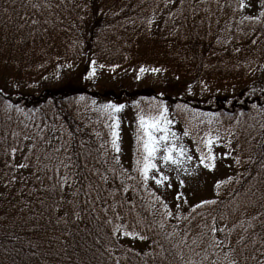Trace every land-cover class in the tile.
<instances>
[{"label":"trees","instance_id":"1","mask_svg":"<svg viewBox=\"0 0 264 264\" xmlns=\"http://www.w3.org/2000/svg\"><path fill=\"white\" fill-rule=\"evenodd\" d=\"M198 1L180 0L177 16L168 18L148 42L133 32V36L114 35L128 23L129 28L141 24L139 19L167 7L169 0H90L87 25L70 19V12L61 5L48 7L42 0H0V264H181L177 253L197 264H224L229 249L209 247L210 234L201 242L200 233L206 230L199 216L190 222L195 214L189 211L182 233L166 220L160 229L163 209L149 195L150 189L119 190L121 180L128 185L135 182L106 171L114 167L112 157L116 154L105 143L110 140L105 116L100 113L95 120L84 121L82 114L101 97L124 101L127 106L137 100L145 111L150 101H163L178 121L188 112H198L216 114L211 117L233 127L236 157L241 160L240 164L234 161L238 176L227 192L214 199L216 205L198 211L207 223L227 226L226 232L241 220L257 217L253 230L264 237V88L255 97L199 102L195 95L189 100L120 87L101 93L68 86L69 82L52 81L41 91L21 87L60 77L63 66L88 65V61L118 69H159L174 79L189 80V89L200 84L232 89L252 82L264 69V20L241 23L237 0H217L220 9L215 12L210 2H206L208 10L194 11L201 7ZM32 145L36 147L30 152ZM19 163L27 164L33 172L29 182L23 177V168L7 166ZM101 175L108 177L107 183ZM64 177L70 187H60ZM89 185L90 196L95 198L99 193L101 197L94 203H86ZM2 187L8 192L2 193ZM110 192H116L117 201L124 198L135 203L132 215L141 219L139 231L147 237L136 240L146 245V251L124 250L111 236L100 210L113 202ZM128 207L126 204L121 210L125 215ZM73 209L80 212V219L72 215ZM211 216L217 219L213 221ZM241 231L235 228L225 244L239 248L236 241ZM168 233L174 235L165 239ZM215 236L225 239V234ZM193 239L201 243L200 248L192 245ZM246 239L247 260L241 264H258L264 260V240L252 244V237Z\"/></svg>","mask_w":264,"mask_h":264},{"label":"rangeland","instance_id":"2","mask_svg":"<svg viewBox=\"0 0 264 264\" xmlns=\"http://www.w3.org/2000/svg\"><path fill=\"white\" fill-rule=\"evenodd\" d=\"M179 1L180 0H169L167 7L148 15L143 19H139L137 23L141 24H136L129 28L128 23L125 27H120L116 30L117 33H114V36L117 37L118 34L133 36V33H136V35L140 36V38H145L148 42H151L154 39V36L159 34L160 28L164 25L165 21L170 17L173 18L177 16ZM42 2L48 7H53L54 5H61L65 7L70 12V19L78 20V24L84 23L87 25L91 15L92 6L90 0H42ZM198 2L201 7L194 8V11L201 8L208 10L205 7L206 2H210L212 4V10L214 12L219 11L220 9L217 0H199ZM244 2L250 3L252 6L244 9L242 11V16L259 15V0H244ZM101 10L102 9L98 3L97 12L100 13ZM128 30L131 32H127ZM77 64H79V66ZM87 64L88 65H84V63L79 62L65 65L60 68L61 71L59 70L60 77H47L42 79L41 82L26 83L21 87L41 91L44 87L51 85L52 81L58 83L63 82V84H67L69 82L68 86H73L75 88L83 87L84 89L93 91L99 90L101 93L105 92L104 90H115L120 87L125 89L151 90L154 94L156 93L161 97L171 96L189 100H191L192 96L195 95L199 98H196L199 102L200 99L205 102L207 100L213 101L215 99H230L232 97L234 100L244 99L245 97H255L264 88V69H261L257 73L256 78L252 82L240 85L236 88L220 89L212 85L200 84L194 89H189V80L174 79L166 73L160 71L153 72L151 69H147L144 72H140V70L133 68L118 69L116 67L104 65L101 67V63L95 62V65H93L92 62L89 61ZM93 69L94 75L89 76V72ZM137 76H139V79H137ZM136 102L137 100H133L131 105L127 106L124 101H110L109 98L103 99L101 97V99H97L95 101V104L92 102L91 105L82 111L84 121L89 120V118L91 120H95L100 114V112L97 111L99 105L107 103L125 105L122 112L118 114L121 121L119 128L121 137L119 144L121 151L119 153H114L116 156H119L120 164L124 168L128 169L130 173L133 151L135 148L136 114L140 109H143V107H137ZM145 112H147V110ZM102 115L105 116L104 119L107 123L106 114ZM182 116L185 115L183 114ZM169 117L173 122L171 125L172 130L182 137L181 143L188 148L191 154H194V157L196 156L197 144L193 141H199V139L203 137L209 129L213 130V135H215V132L218 130L221 137H223V140L218 141L213 149L217 156L215 162L216 167L214 170L209 171L201 166L197 171H192V174L190 175H186L183 170H181L179 178L184 181L183 187H180L179 181L177 180V173L175 171L168 173L171 177V183L173 185L172 188H157L153 183L149 184V189L152 192H155L156 195L161 196L164 202L167 203L168 208L174 214L186 217L190 211L191 205L198 204L202 200H214L218 197L220 192H227L229 190L231 183H225L221 187L217 188V181L226 180L228 177H232V182L236 180L238 171L234 165V157L237 156V137L233 127L225 126L213 117L203 113L188 112L187 115L181 119V121L176 120L170 112ZM209 119L213 121L210 125L208 124ZM186 128L189 130V136L185 137L183 136V132ZM105 130L110 139L108 128L105 127ZM229 133L233 134L229 135ZM229 152L231 153L230 155H225ZM188 167L190 171L197 168L195 158ZM17 168L20 169L19 167ZM21 171L24 179L29 182L33 172L28 168H23ZM21 183H23L22 185H27L25 181H22ZM7 190V187L1 188L2 193L8 192ZM177 193L182 194V199H176ZM184 200L187 201V204L183 202ZM178 203L181 205L179 213H177L176 209V204ZM1 206L2 203L0 202V213H2ZM165 220L166 223L176 232H183L184 219L177 220L175 218H167ZM119 242L124 250L137 252L146 251V245L136 239L121 237ZM120 253L118 254V257H120Z\"/></svg>","mask_w":264,"mask_h":264},{"label":"snow or ice","instance_id":"3","mask_svg":"<svg viewBox=\"0 0 264 264\" xmlns=\"http://www.w3.org/2000/svg\"><path fill=\"white\" fill-rule=\"evenodd\" d=\"M250 3H245L244 0H237V9L243 11L246 8L251 7ZM33 8H37V5H32ZM259 8L260 12L258 16H243L241 23L244 21H249L252 23H260L264 20V0H259ZM35 23V21L33 22ZM151 23V21H150ZM255 43V41H253ZM239 51V49H237ZM92 64L95 65V61H92ZM103 67V65H101ZM146 69L141 68L140 72H144ZM153 72H158L159 69H151ZM89 76L94 75V69L89 72ZM139 79V76H137ZM95 104V101H93ZM137 107L139 106V102H136ZM6 107H11V105H6ZM180 107L179 105L177 106ZM186 107V106H185ZM255 107V105H253ZM125 108L124 104H115V103H107L99 105L97 111L101 114H106L107 123H105L104 127L108 128L110 140L105 143L110 146L111 150L115 153H119L121 151L119 141L121 139L119 128H120V119L118 114L122 112ZM16 111H20L19 108ZM210 116H215L216 114H208ZM212 120H208V124H212ZM172 120L169 117V109L163 103V101H150L147 112L144 109H140L136 114V131H135V148L133 151V159H132V167L131 173L128 169L124 168L120 164L119 156H113L114 167L107 169L106 171H111L114 174L115 178L124 177L129 181H134V185L125 184L123 180L119 185V190L124 193L129 192L130 190L135 192L137 187L142 186L145 190L149 189V184L153 183L157 188H172L173 185L171 183V177L168 173L175 171L177 173V180L179 181L180 187H183L184 181L179 178V174L181 170L186 175L192 174V171H197L199 167H203L209 171H212L216 167V159L217 156L213 151L214 146L218 141H222L223 137L219 134L217 130L215 135H213V130L209 129L208 132L204 134L203 137L199 139V141H193L197 144L196 147V156L191 154L188 148L181 143L182 137L178 135L175 131L172 130ZM233 133H229L232 135ZM15 135V134H14ZM99 136V133H97ZM183 136H189V130L186 128L183 132ZM25 139H28L26 136ZM230 143V141H229ZM227 146V145H225ZM35 145L29 147V151H34ZM105 145H101V148H104ZM65 152L68 151V148L65 147L63 149ZM107 151V149H105ZM12 153L17 151L16 148H13ZM56 151H60L57 149ZM231 153H227L225 155H230ZM194 158L197 162V168L192 169L190 171L189 165L193 162ZM27 159V157H25ZM70 159V157H69ZM235 163L240 164L241 160L239 157H234ZM8 167H19L26 168L27 164H19V165H7ZM65 168L70 165H63ZM117 166H119V171L117 172ZM264 167V165H262ZM98 174V173H94ZM134 174V175H133ZM108 177L106 175H101V180L107 183ZM232 177H228L226 180L217 181L216 187L219 188L225 183H231ZM67 185L71 186L68 183V178H62L60 183V187L63 188ZM92 191V186L89 185V191L85 193V195L89 196V200L86 203H94L97 200H100V194L97 193L95 198L90 196V192ZM77 193H74L76 195ZM149 195L153 197L154 201L159 202L160 207L163 209L162 213V221L159 224L160 229H164L165 224L163 220L167 218H175L177 220L180 219H189V217H181L178 214H174L169 208L167 203L161 198V196L156 195L155 192H149ZM108 196L112 198V203H107V199H105V203H107V207H102L100 210L104 214L103 222L106 226L110 227L111 236L115 237L116 240H119L121 237L125 238H133L144 240L147 237L143 234V232L139 231V229L143 226L142 221L138 216L132 215L136 211V205L134 202L128 201L124 198L117 201L115 199L116 192L108 193ZM176 199H182V194L177 193ZM187 204V201H183ZM71 203V202H70ZM128 204V212L125 215L121 210ZM217 204L216 200H202L200 203L190 206V213L195 215L191 216V220H195L197 216L200 217L202 221H204L203 229L206 231H202L200 233L201 242L205 235L210 234L211 242L209 243V247L213 248H228L229 250L224 254V264H241V260H247V257L244 255L245 250L249 247V243L247 242V237H252L251 243L255 244L259 240H264V237H258L255 231V224L253 221L257 220V217H252L250 220H241L238 225H234L233 229H228L226 232L225 227H218L215 223L209 224L207 223V218L203 213H200L198 210L211 207ZM181 205L176 204L177 213ZM93 211L96 209L93 208ZM111 213L109 217L108 213ZM72 215L75 216L76 219H80L81 214L79 211L73 209ZM129 217H131L129 219ZM98 219L100 217H97ZM221 218H223V214H221ZM211 219L215 221L217 219L216 216H211ZM264 224V220L261 221ZM235 228L241 229V233L239 234V238L236 241L237 244L241 245L239 248H233L231 245H226L225 240L228 236L231 235L232 231ZM151 230V227H149ZM221 233L225 234V239L220 240L217 239L215 234ZM174 235V233H168L165 239H168L169 236ZM187 231L184 233V236L187 237ZM99 243V241H97ZM183 243V241H182ZM192 245L196 248L201 247V243H199L196 239L192 240ZM190 250L194 251V249ZM178 258L181 264H197V262L192 259H185L184 256L180 253H177ZM195 255H199V253H195ZM264 255V253H262ZM204 260H207L208 257L205 255L203 257ZM255 259V257H253ZM117 264L119 262L117 261ZM212 264H218L217 261H212ZM258 264H264V260L258 261Z\"/></svg>","mask_w":264,"mask_h":264}]
</instances>
